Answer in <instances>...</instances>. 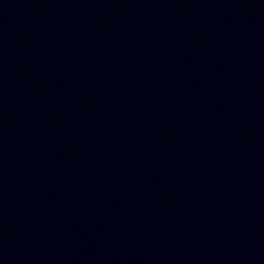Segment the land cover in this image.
<instances>
[{
  "label": "water",
  "instance_id": "water-1",
  "mask_svg": "<svg viewBox=\"0 0 264 264\" xmlns=\"http://www.w3.org/2000/svg\"><path fill=\"white\" fill-rule=\"evenodd\" d=\"M0 264H264V0H0Z\"/></svg>",
  "mask_w": 264,
  "mask_h": 264
}]
</instances>
